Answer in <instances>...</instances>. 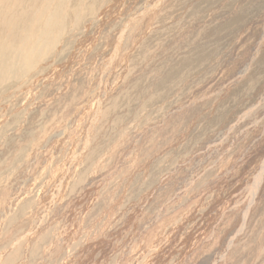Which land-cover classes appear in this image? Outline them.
Instances as JSON below:
<instances>
[{
  "label": "rangeland",
  "instance_id": "374dc122",
  "mask_svg": "<svg viewBox=\"0 0 264 264\" xmlns=\"http://www.w3.org/2000/svg\"><path fill=\"white\" fill-rule=\"evenodd\" d=\"M93 1L92 14L86 0L31 2L32 19L11 20L34 34L8 33L25 75L0 93V264H264V66L233 103L264 63V0ZM203 2L213 5L191 12ZM2 10L28 11L16 0ZM240 15L207 68L123 122L106 119L133 80L154 78L133 56L154 59Z\"/></svg>",
  "mask_w": 264,
  "mask_h": 264
},
{
  "label": "bare ground",
  "instance_id": "6f19581e",
  "mask_svg": "<svg viewBox=\"0 0 264 264\" xmlns=\"http://www.w3.org/2000/svg\"><path fill=\"white\" fill-rule=\"evenodd\" d=\"M35 1L36 0H29V1L16 0V3L25 5L26 8L28 9V11L26 10L23 13L22 12L20 13V11H19V13H16V12L13 13V12H6L7 10H2V8L5 5L8 6L9 0H2V2L0 4V93H3V89H7L10 87V84H11L10 79L15 81L18 77L25 75V72H24L25 70H23V58H24V56L22 55V52L24 51V49H22L20 47V45L18 44V43H20V38L10 39V38H8V33L10 35L18 34L19 37H21L24 34L25 38L27 36H29L30 34H31V36L34 34L33 30L31 33H29L28 27L24 26V24H19L20 23L19 19L17 20L19 22H17L16 24L11 23V20L13 19V17L15 18V16H14L15 14H17L16 15L17 17L18 16H25L26 19H28V18L32 19L33 17L30 14L31 13V10H30L31 7L28 8V5L31 2H35ZM161 1L162 0H159V2H157V4H160ZM37 2H43V6H45V8H48V9H50L49 7H51L52 9H55V8L60 9L61 6L66 7L67 5H71L72 8L77 10V5L80 4V0H38ZM37 2H35V4ZM85 4L87 5V9H86L87 13L92 14L94 9H95L94 5L96 4V2L93 0H86ZM204 4L209 5V6L213 5L212 3L210 4L209 2L199 3L193 9H191V12L196 13L197 11H199V9ZM249 5L251 6L252 4L250 3V4H248V6ZM148 7L149 6H147V8ZM155 7H156V5L153 4L152 7L150 6V8L146 9L147 11L146 10L145 11L147 13H151L155 9ZM20 9H24V8H20ZM40 10H39V12H40ZM69 10H71V9H69ZM5 12L7 14H5ZM24 13H26V15H24ZM79 15L81 16V13ZM79 15L77 13L76 17H74L75 23L80 18ZM219 17H221V16L220 15L217 16V18H219ZM68 18L71 19L70 17H68L66 15L64 17V22L69 21ZM141 18L142 17H140V19ZM20 19H22V18H20ZM243 20H245L244 16L242 17L240 15L238 17L230 18L229 21H227V20L222 21L221 20L220 22L215 23V24L214 23H206L204 26V31L203 32L200 31V34H198V35H195V33H193L191 35L185 36V38H182L177 44H173L170 46H168L166 43H163V45H160L159 48L162 47L161 50L164 51V53L158 57H155L154 59H151V60H148L151 57V56H148V54L147 55L133 56V58H131V60H130L131 65L140 66L142 64H146L149 72L155 71V72H153L154 78L148 77V74L145 75L144 74L146 72L145 71L138 78L133 80L132 83L130 84V86L128 87V89L125 90V92L119 97V99H117V100L114 99V101H111L110 104L106 106L105 113H104L106 119H112V121H113L112 124L115 126V125L123 122L127 118H130L133 114H135L134 113L135 110H138V108H141L142 104H144V105L156 104L157 101L168 98L171 95V93H173L175 88L178 85H181L183 83V80L186 79V77H188V75L194 74L197 71L199 72V71H201V69H203L205 67L207 68L209 66L208 65L209 61L212 59L213 55L216 54L218 48L221 46L222 42L224 41V38H226V36L224 37L225 34H223V33L227 32L229 30L230 26H232L236 22H240ZM131 24H132V22H131ZM133 24H136V23H133ZM44 28H45V31L43 32L44 35L42 37H44V40H45V38L51 32L50 24L49 25L47 24V26H45ZM169 29H171V27H169L166 30L169 31ZM47 30H50V31H48V34H47ZM125 30L126 29H124L123 32H121V34L119 36L120 40L123 38V34H126ZM127 30H128V37L130 39L133 38L132 34H133L135 29H133L132 27H130V28L128 27ZM166 30H164V31H166ZM161 33H162L161 31H155L154 34H152L148 40L143 42L141 44L142 51L146 52V49H148L151 46V43H152L151 40H154L156 37L161 35ZM217 35L220 36L219 40L216 39ZM221 35H223L222 39H221ZM111 38H113V37H111ZM21 40H23V39H21ZM118 43H120V42H118ZM123 43H124V41H123ZM125 43H126L125 45H127V46L130 45V43H128V42H125ZM131 45L129 46V48L131 47L130 51L132 53V51H133L132 49L136 47L137 43L136 44L134 43L132 46ZM44 46H45V44H44ZM120 47L117 46L118 51H119V49H121ZM40 48H43V47H38V45L33 44L29 50L33 51V52H35V51L38 52L40 50ZM97 48H98V46H97ZM126 49H127V47H126ZM122 51H123V49H122ZM122 51H121V53H122ZM167 52H169V53L171 52V54L167 55ZM113 63H114V61H113ZM157 64L160 67L159 68H158V66L155 67L156 70L153 68H150V66H155ZM263 64L264 63H259L257 65V67L253 69V72H251L249 75L248 82L242 87L243 89L245 88V90L241 89L240 93L236 94L237 96L234 98L233 103H235L236 100H238L241 92L243 93V92L247 91L248 88H250L252 86H257L260 75L262 74L261 72H258V68H259V66H260V68L263 67L264 66ZM262 71H263V69H262ZM5 87H7V88H5ZM150 88L152 90L151 92L149 91ZM142 100H143V103H141ZM129 101L135 103V106L132 108H126L125 105ZM223 109H224V107L221 108L220 110L224 112L225 110H223ZM219 114H221V112ZM109 134L110 133H107L105 135H107V137H108ZM96 145L97 146L94 148H97V150H99L101 148V146L103 145L102 140L98 141V143ZM257 219H256V221H258ZM259 223H261L262 227H264V220L259 222ZM259 223H258V226L260 225ZM256 235H258L257 232H256ZM250 242L252 243V241H250Z\"/></svg>",
  "mask_w": 264,
  "mask_h": 264
}]
</instances>
